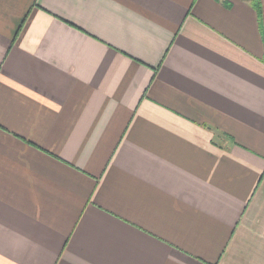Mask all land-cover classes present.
Here are the masks:
<instances>
[{"label":"crops","instance_id":"0c3cea01","mask_svg":"<svg viewBox=\"0 0 264 264\" xmlns=\"http://www.w3.org/2000/svg\"><path fill=\"white\" fill-rule=\"evenodd\" d=\"M0 0V264H264V0Z\"/></svg>","mask_w":264,"mask_h":264},{"label":"trees","instance_id":"16d2710c","mask_svg":"<svg viewBox=\"0 0 264 264\" xmlns=\"http://www.w3.org/2000/svg\"><path fill=\"white\" fill-rule=\"evenodd\" d=\"M255 9L259 12V10H260V7H259V2H258V0L256 1V4H255Z\"/></svg>","mask_w":264,"mask_h":264}]
</instances>
